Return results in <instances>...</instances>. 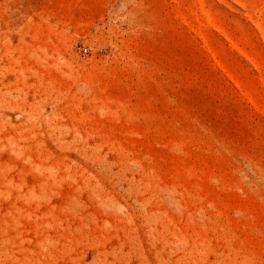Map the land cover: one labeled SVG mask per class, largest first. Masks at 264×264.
<instances>
[{
    "label": "rangeland",
    "instance_id": "obj_1",
    "mask_svg": "<svg viewBox=\"0 0 264 264\" xmlns=\"http://www.w3.org/2000/svg\"><path fill=\"white\" fill-rule=\"evenodd\" d=\"M0 264H264V0H0Z\"/></svg>",
    "mask_w": 264,
    "mask_h": 264
},
{
    "label": "built area",
    "instance_id": "obj_2",
    "mask_svg": "<svg viewBox=\"0 0 264 264\" xmlns=\"http://www.w3.org/2000/svg\"><path fill=\"white\" fill-rule=\"evenodd\" d=\"M87 51H88V50H87L86 48L83 49V52H84V53H87Z\"/></svg>",
    "mask_w": 264,
    "mask_h": 264
}]
</instances>
